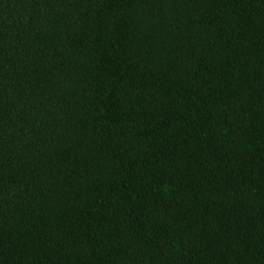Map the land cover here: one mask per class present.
<instances>
[{"label": "trees", "instance_id": "trees-1", "mask_svg": "<svg viewBox=\"0 0 264 264\" xmlns=\"http://www.w3.org/2000/svg\"><path fill=\"white\" fill-rule=\"evenodd\" d=\"M0 264H264V0H0Z\"/></svg>", "mask_w": 264, "mask_h": 264}]
</instances>
